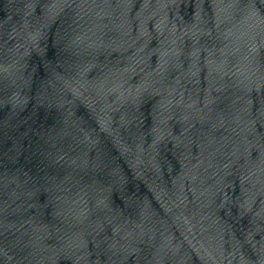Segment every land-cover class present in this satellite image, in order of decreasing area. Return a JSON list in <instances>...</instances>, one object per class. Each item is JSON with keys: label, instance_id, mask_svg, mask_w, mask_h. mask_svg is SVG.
I'll return each mask as SVG.
<instances>
[{"label": "water", "instance_id": "obj_1", "mask_svg": "<svg viewBox=\"0 0 264 264\" xmlns=\"http://www.w3.org/2000/svg\"><path fill=\"white\" fill-rule=\"evenodd\" d=\"M0 264H264V0H0Z\"/></svg>", "mask_w": 264, "mask_h": 264}]
</instances>
